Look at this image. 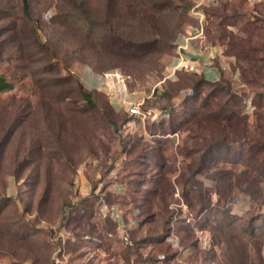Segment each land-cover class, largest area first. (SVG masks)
Listing matches in <instances>:
<instances>
[{"label":"rangeland","instance_id":"obj_1","mask_svg":"<svg viewBox=\"0 0 264 264\" xmlns=\"http://www.w3.org/2000/svg\"><path fill=\"white\" fill-rule=\"evenodd\" d=\"M193 26L230 57V89L171 66ZM263 41L264 4L252 0H0V77L10 87L0 91V264H232L230 241L245 264H264V199L235 189L219 201L214 167L193 178L188 123L224 107L250 138L264 87L244 76ZM88 74L105 89H87ZM123 82L136 98L127 106L141 102L145 137L112 106ZM243 140L216 146L209 163L242 169ZM238 194L249 198L240 212Z\"/></svg>","mask_w":264,"mask_h":264},{"label":"trees","instance_id":"obj_2","mask_svg":"<svg viewBox=\"0 0 264 264\" xmlns=\"http://www.w3.org/2000/svg\"><path fill=\"white\" fill-rule=\"evenodd\" d=\"M258 20L259 18H256L255 20H252V22H247V26L249 24L252 25V31H250L251 28H248L247 26L244 27V31H250L252 33V37L255 33V30L260 28V26L256 24V21ZM232 44H235L239 47L242 45L241 41L232 42ZM250 50H252L253 53L260 51L264 52V41L259 45H252ZM250 59L255 63L254 67L257 69H254L255 73L252 74V78L247 75L244 76L245 81L251 84L252 87H264V55L252 56V58ZM195 75L199 77L198 79L201 82L217 84L224 81L228 84V88H231L230 81H228L226 78H222V80L218 82H210L197 73H195ZM7 89H10L7 84V80L0 77V91H4ZM256 95L258 96V99L254 100L256 110V118L254 120L255 126L254 131L250 135V138H247L248 133L245 130L246 128L242 129L240 127L241 123L239 122H241L242 120H240L241 118L238 116V113L233 112L230 115H226V111L224 112V107L221 109L222 111L219 110L218 112H210V116H207L205 118H198L195 115H192L190 118H188V123H194L196 126V128L194 129L197 131L193 132L192 135L193 137L197 138V141H195V143L193 144L194 146H192V152H195L197 153V155H199L195 158L196 160H194V164L192 162L193 165H190V172L192 173V177L194 178L197 173H204L214 167L216 169V173L214 174L213 180L215 191L218 195L219 201L221 199L230 197V194L235 189L248 193L252 197V199H264V186L262 185L264 183V113L261 111V109H263L261 101L264 99V92H256ZM86 98L90 102H92L91 93H86ZM237 120L240 121L237 122ZM208 121H211V125L207 127L208 131H206V125L204 124V122ZM225 121H229L230 123L225 124ZM229 128L231 129L230 132L227 131V129ZM243 137L245 139L243 141L249 142L250 148L248 153L243 155L242 162L240 163L243 167L242 169L234 171L221 169L219 168L218 163H216L218 158L215 162L216 164L209 163L210 156L214 155V153H216L217 151L215 148L216 146L225 145L230 140L236 141L239 140V138ZM156 190L157 188L155 189V191ZM199 190L200 195H202V187L199 188ZM200 199V203H202V206L200 208L201 213L208 211L209 208L203 205V200L202 198ZM160 200L163 203L164 200ZM154 217L155 214H152L151 218H148L147 216L144 219V223L150 219V221H152ZM163 221V228H166L168 220H165L163 218ZM241 255L242 252H240L238 244L234 241L228 242L227 257L225 262L240 264V259L243 256L242 258L244 264L247 263V257H244V254L242 256Z\"/></svg>","mask_w":264,"mask_h":264},{"label":"crops","instance_id":"obj_3","mask_svg":"<svg viewBox=\"0 0 264 264\" xmlns=\"http://www.w3.org/2000/svg\"><path fill=\"white\" fill-rule=\"evenodd\" d=\"M264 4V0H252V7L256 4ZM230 57L224 51L223 47L218 44L210 42L203 33V30L198 26H193L189 31V34L181 37L178 42V52L171 61V66L184 67L188 70L203 76L210 82H218L225 78L227 75V69L229 67ZM84 86L89 90H103L104 82L101 81L97 76L88 74L85 76ZM125 99L112 98V106L116 111L125 109L128 114L127 102L129 100H136L128 92H126ZM129 115V114H128ZM129 125H133L139 135L144 137L148 134L145 127V119L139 117L130 116ZM157 118V117H156ZM153 118V119H156ZM162 130V131H161ZM160 133H163V129H160ZM165 134V133H163ZM165 138L170 140L180 139L177 132L169 133L166 132ZM213 169H210L212 172ZM205 183V181H204ZM205 185V184H204ZM206 187V186H205ZM249 203V198L246 195L238 194V201L234 204L233 210L240 212L246 209Z\"/></svg>","mask_w":264,"mask_h":264},{"label":"built area","instance_id":"obj_4","mask_svg":"<svg viewBox=\"0 0 264 264\" xmlns=\"http://www.w3.org/2000/svg\"><path fill=\"white\" fill-rule=\"evenodd\" d=\"M210 1H211V3H214V2H217L218 0H210ZM185 66H187V65H185ZM178 67H174V69H177ZM122 84H123L122 85L123 87H122V89H120V94L122 95V98L125 99V97H126L125 96L126 95L125 86H124L125 84H124V82ZM127 111H128V114L130 116H134V117L136 116V117H139V118L144 120V116H142L143 113L141 111V102H132V103L130 102V105L128 106ZM110 209L112 211V215H113L114 219L118 222V227L123 228L125 224H124L122 213L115 207H111ZM125 239H126V241H129V237L127 235L125 236Z\"/></svg>","mask_w":264,"mask_h":264}]
</instances>
